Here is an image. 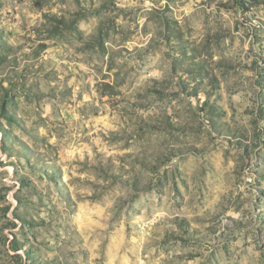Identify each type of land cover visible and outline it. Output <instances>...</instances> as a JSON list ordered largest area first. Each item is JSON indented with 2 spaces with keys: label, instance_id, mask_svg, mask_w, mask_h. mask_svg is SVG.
<instances>
[{
  "label": "rangeland",
  "instance_id": "374dc122",
  "mask_svg": "<svg viewBox=\"0 0 264 264\" xmlns=\"http://www.w3.org/2000/svg\"><path fill=\"white\" fill-rule=\"evenodd\" d=\"M0 264H264V0H0Z\"/></svg>",
  "mask_w": 264,
  "mask_h": 264
}]
</instances>
